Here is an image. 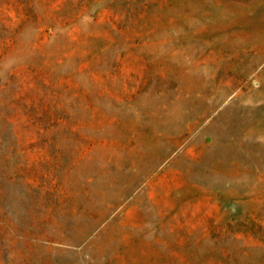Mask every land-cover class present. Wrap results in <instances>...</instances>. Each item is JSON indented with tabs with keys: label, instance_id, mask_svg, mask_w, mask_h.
<instances>
[{
	"label": "rangeland",
	"instance_id": "374dc122",
	"mask_svg": "<svg viewBox=\"0 0 264 264\" xmlns=\"http://www.w3.org/2000/svg\"><path fill=\"white\" fill-rule=\"evenodd\" d=\"M0 264H264V0H0Z\"/></svg>",
	"mask_w": 264,
	"mask_h": 264
}]
</instances>
